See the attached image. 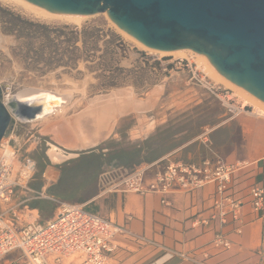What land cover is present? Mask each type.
<instances>
[{"label": "crops", "instance_id": "0c3cea01", "mask_svg": "<svg viewBox=\"0 0 264 264\" xmlns=\"http://www.w3.org/2000/svg\"><path fill=\"white\" fill-rule=\"evenodd\" d=\"M200 88H184L181 101L166 104L163 118L137 119L126 141L115 137L121 133L116 125L117 135L93 148L82 147L68 154L58 146L57 160L48 155V137H61L64 129L50 118L42 123H11L8 139L18 150L21 163L29 160V165L25 167L27 176L21 179L11 201L0 204L4 221L15 227L46 223L56 216V200L84 206L166 249L198 260L206 256L208 264H264V211L254 214L245 205L240 234L235 232L236 224L221 226L211 209L213 184L193 193L174 192L165 197L100 186V176L106 169L114 172V179L135 169H146L150 178L169 163L199 165L209 161L249 163L233 175L231 190L238 197L245 196L250 186L264 188V119L246 112L230 116L218 100ZM105 127L99 126L101 131ZM75 130L83 135L78 127ZM162 199L167 205L161 203ZM217 234L226 237L230 249L213 247ZM0 264H25V259L13 252ZM107 264L189 263L177 257L169 259L153 245L120 238Z\"/></svg>", "mask_w": 264, "mask_h": 264}, {"label": "rangeland", "instance_id": "374dc122", "mask_svg": "<svg viewBox=\"0 0 264 264\" xmlns=\"http://www.w3.org/2000/svg\"><path fill=\"white\" fill-rule=\"evenodd\" d=\"M14 15L22 20L49 28L73 25L45 23L29 16L16 4L0 3V87L3 90L1 100L4 101L7 96L5 91H8V94H15L23 89H45L67 93L69 101L67 100L66 110L62 116L59 114L50 117V121L59 125L65 132L61 137H48L50 138L48 142L51 146H57V150L58 146L64 148L68 154L79 149L75 145L80 141L81 136H78L75 129L83 120L89 118L93 126L107 127L105 134L98 142L83 149L93 148L101 141L117 135L115 134L116 125L119 126L121 133L115 137H122V141H126L131 136L137 119L163 118L166 104L181 101L184 88L199 89L200 86L192 79L193 74L221 85L204 74L197 64L194 53L188 52L189 54L186 53L184 58H178L170 54L149 52L115 29L104 14H99L85 18L80 26L92 23L104 24L105 28H110L117 33L125 44V54L118 58L117 65L122 70V73H119L120 83L118 87H108L107 83L110 81L108 79L112 76V72L105 69L102 71L96 66L97 60H93L88 65L80 61L75 66L69 64L56 66L51 60L55 57L53 44L43 52L42 41L38 39L30 41V46L28 41L18 40L13 35L6 34L8 22ZM51 41H54L53 37ZM67 47L64 45L61 49L66 50ZM66 57L70 56L66 54ZM180 60L183 62L178 64ZM154 62L159 63L158 67H151ZM221 86L230 92L235 104L241 105L240 97L232 89ZM193 97L194 95H191V98ZM126 98L130 101H126ZM120 99L124 104H119ZM132 101L133 108L127 107L126 102ZM119 105L124 110L119 109L117 107ZM245 112L250 114L252 109L246 106ZM14 122L19 123L15 120L12 123ZM7 139L8 135L3 140Z\"/></svg>", "mask_w": 264, "mask_h": 264}, {"label": "built area", "instance_id": "2783aa9c", "mask_svg": "<svg viewBox=\"0 0 264 264\" xmlns=\"http://www.w3.org/2000/svg\"><path fill=\"white\" fill-rule=\"evenodd\" d=\"M182 62L180 60L178 64ZM192 79L218 100L230 116L245 112L246 107L235 104L230 92L223 86L195 74ZM28 165L29 160L23 163L19 161L18 150L9 139L0 142V204L11 201L16 188L20 187L21 179L27 176L25 167ZM248 166V162L212 164L203 161L199 165L169 163L150 178L146 176V169H135L116 175L117 180L114 179V172L106 169L100 176V186L109 185L114 190L138 195L155 194L165 197L174 192L193 193L204 185L213 184V218L221 226L236 224L235 232L240 234L243 227L241 213L245 205H249L254 214L264 211L262 186H250L242 197H238L231 190L233 175ZM54 202L57 205L56 216L46 223L15 227L6 223L3 213H0V260L13 252H19L25 259V264H107L116 251L117 239L124 238L142 245H153L169 259L177 257L189 264H208L206 256L198 260L188 254L166 249L132 233L124 226L116 225L109 219L86 210L84 206L69 205L56 200ZM161 203L167 205L164 199ZM212 245L222 250L231 247L222 234L214 236Z\"/></svg>", "mask_w": 264, "mask_h": 264}, {"label": "water", "instance_id": "95a60500", "mask_svg": "<svg viewBox=\"0 0 264 264\" xmlns=\"http://www.w3.org/2000/svg\"><path fill=\"white\" fill-rule=\"evenodd\" d=\"M49 13L104 14L111 25L144 48L190 50L216 72L264 103V0H23ZM1 100L0 142L11 123H35L51 113L53 100L37 95ZM69 101V99H68Z\"/></svg>", "mask_w": 264, "mask_h": 264}, {"label": "trees", "instance_id": "16d2710c", "mask_svg": "<svg viewBox=\"0 0 264 264\" xmlns=\"http://www.w3.org/2000/svg\"><path fill=\"white\" fill-rule=\"evenodd\" d=\"M8 26L6 34L13 35L18 40L28 41L30 46V41L35 39L42 41L43 52L53 44L55 57L51 60L55 62L56 66H63V64L75 66L80 61L88 65L93 60H97V67H100L102 71L105 69L112 72L107 86L118 87L119 73H122V70L117 66L118 58L125 54V44L117 33L110 28H105L104 24L92 23L80 27L49 28L22 20L19 16L14 15L8 22ZM51 37L54 41H51ZM64 45L68 46L66 50L61 49ZM99 52L101 53L96 56ZM66 54L70 57L67 58ZM158 65V62H154L151 67L156 68Z\"/></svg>", "mask_w": 264, "mask_h": 264}, {"label": "bare ground", "instance_id": "6f19581e", "mask_svg": "<svg viewBox=\"0 0 264 264\" xmlns=\"http://www.w3.org/2000/svg\"><path fill=\"white\" fill-rule=\"evenodd\" d=\"M0 3L16 4V5L20 6L21 8H23L25 10V12L29 14V16H32V17H34V18H36L42 22H45V23H63V24H67V25L80 26L82 21L85 18L89 17V16H70V15L52 14V13H49V12H47V11L37 7V6H34L30 3H27L23 0H0ZM124 35L127 38H129L130 40H132L126 34H124ZM132 41L134 43H136L138 46H140L141 48H144L142 45H140L136 41H134V40H132ZM144 49H146V48H144ZM146 50H148V49H146ZM148 51L153 52V53H159V54H170V55H173V56L178 57V58H184L186 53H188V52L191 53L190 50H176V51H172V52H157V51H152V50H148ZM194 56L197 59V64L200 66V68H202L204 74L209 79H211L215 83H219L221 85H224V86L232 89L238 95V97H240L241 106L243 108H245L246 106L250 107L252 109V112L250 113L251 115H253L254 117H257V118H263L264 119V103L263 102L256 99L255 97H253L252 95H250L249 93H247L246 91L241 89L240 87L232 84L231 82H229L228 80L223 78L221 75H219L203 55L194 53ZM33 90L34 91L22 92L17 97L21 100H25V99H30L32 97H37V95H39V96H43V97L47 98V100H53V106L51 107V113H49L43 117H40L36 122L42 123L43 121H47V119H49L51 116H54V115L56 116V115L60 114L62 116V114L66 110V106L68 103L67 102L68 96L66 95L67 93L63 94V93L45 90V89H33ZM128 95L130 96V94H128ZM126 99H127L126 101L129 100L128 98H126ZM120 103L121 104L123 103V102H121V99H120L119 104ZM126 103H127L126 105H128L127 107L133 108L132 107L133 101L132 102H126ZM117 107L119 109H123V107L121 108L120 105ZM123 110H121V112ZM99 113H100V111H99ZM78 128L80 129L79 130L80 133H82L85 137H87V138H85V137H83V135L78 134L79 136H82V140L80 139L81 141H79L75 146L78 148H82V147H87V146L93 145L97 141H99V139L105 134L104 131H105L106 127L103 129L104 131L103 130L101 131L100 130L101 128H99V126L98 127L93 126L92 122L88 121L86 119V120H83L82 122H80V124L78 125ZM56 150H57V148L52 145L51 149L48 152V155L53 160L58 159Z\"/></svg>", "mask_w": 264, "mask_h": 264}]
</instances>
